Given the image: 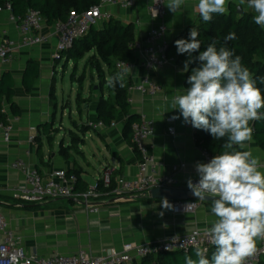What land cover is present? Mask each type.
<instances>
[{"label":"crops","instance_id":"1","mask_svg":"<svg viewBox=\"0 0 264 264\" xmlns=\"http://www.w3.org/2000/svg\"><path fill=\"white\" fill-rule=\"evenodd\" d=\"M167 2L168 0L165 4ZM232 2L241 6L243 11L254 12L247 6V2L242 3L240 0H228L226 4L228 10ZM150 3L151 0H138L134 8L123 9L114 5L105 6L103 10L123 24L133 25L136 42L140 43L144 41L150 28L158 24V20L149 14ZM197 5L198 0H184V4L176 13L170 12L165 6L168 32L164 40L168 45L198 20L200 15ZM6 19L7 13L1 12L0 31L6 30L11 38H17L16 25L8 23ZM45 32L50 34L48 42L32 48L18 49L12 54L10 62L0 65V82L6 74H9L13 82L12 96L4 94L0 97V116L5 119L4 123L13 126L11 141L6 143L0 139V213L6 217L9 229L20 237L21 246L29 254L41 257H49L54 253L72 254L79 249L99 256L109 249H120L127 243L137 245L156 243L164 237L185 235L194 229L210 228L216 218L211 212V202L205 201L196 200L198 207L193 213L174 214L172 210L164 209L159 199L135 194L120 201L109 190L101 191L102 196L91 202L99 211L88 213L86 204L82 201L54 199L28 203L17 197V190L26 183L22 170L12 167L17 159L29 167L37 168L45 179L62 170L78 171L80 183L76 189L80 192L97 184L107 167L113 169L112 179L115 182L121 177L136 178L141 156L135 147L133 134L125 131L126 120L130 115H136L137 121L142 115H146L155 122V131L148 141V146L157 159L160 174L173 175L172 166L186 164L185 169L175 173L180 187L178 189L186 186L188 178L199 177L194 167L197 162L205 163L201 148L196 143V129L190 124H184L183 117L174 120L175 135L171 136L168 133L170 124L167 119L179 115L178 109L171 108L172 98L178 92L182 94L186 91L185 88L189 87L187 74L192 65L189 64L188 71L184 72V63L179 64L175 56H169L174 59L169 66L150 74L160 85L161 92L155 97L133 94V103L129 104L128 114L119 111L117 118L112 122L115 125L112 126L111 123L106 129H89L86 123L101 120L98 113L99 100L110 95L108 87L106 84L101 85L102 79L96 71L91 72L90 84L86 85L87 79L84 78L79 89H82L85 103L79 109L76 102L83 124L79 125L71 117L70 121L74 128L82 131L83 138L80 141L83 142V147H88L94 159L99 162L97 168L94 167L97 171L96 178L92 176L73 155L75 149L77 153L87 158L89 163L83 147L71 143L67 145L70 130L63 124V120L60 127L56 128L57 104L52 93H55L57 65L59 67V62L53 59L58 37L52 27L48 26ZM133 52L135 61L125 77L131 84H136L147 75V72L143 67V54L136 50ZM93 54L94 52L87 53L76 62V67L84 61L85 70ZM70 61L72 60L65 59L66 67ZM31 62L37 63L39 72L32 87L28 89L24 78ZM103 68L107 81L110 74L105 65ZM255 123L256 121H250L253 130L252 140L245 142L243 146H237L241 151H251L253 156L258 158L260 170L264 171V150L253 138ZM61 130L64 131L62 139L58 148L54 149L55 147L49 146L48 142L61 135L59 133ZM89 138L93 141L90 144L87 143ZM99 140L104 142L105 148L98 146ZM69 147L65 156L61 150ZM89 165L92 166L91 163ZM161 212L164 213L162 216ZM259 244L258 239L257 246Z\"/></svg>","mask_w":264,"mask_h":264},{"label":"clouds","instance_id":"2","mask_svg":"<svg viewBox=\"0 0 264 264\" xmlns=\"http://www.w3.org/2000/svg\"><path fill=\"white\" fill-rule=\"evenodd\" d=\"M227 2L198 0L199 15L204 22H210L213 14H227ZM246 2L256 13L255 24L264 28V0ZM183 4L184 0H168L165 6L176 13ZM198 37L199 32L193 27L187 39L174 42L177 53L188 56L184 72L194 61H199V66L192 68L186 91L178 92L172 98L171 108L178 109L179 115L171 119L183 117L184 124L208 132L214 140L224 139L222 147L225 150L207 163L195 164L198 182L194 183L191 178L187 180V187L194 197L211 199V212L216 219L205 230L210 243L215 246L211 257L206 248L196 247V258L185 256V264H245L256 252L257 240H264V171L260 170L258 158L251 151L233 149L235 145L243 146L252 140L250 121L264 119V112L260 111L264 108V93L234 51L224 45L217 47L215 41L200 51L202 42ZM235 38V33L230 32L224 41ZM197 52L198 56L193 57ZM129 71L131 68L127 65L109 77L106 86L124 87ZM259 80L264 83V77ZM160 204L166 210H174L167 198H162ZM198 235L194 233L188 239L195 240Z\"/></svg>","mask_w":264,"mask_h":264},{"label":"built area","instance_id":"3","mask_svg":"<svg viewBox=\"0 0 264 264\" xmlns=\"http://www.w3.org/2000/svg\"><path fill=\"white\" fill-rule=\"evenodd\" d=\"M138 0H100V4L90 9L76 13L72 11L66 21L57 22L52 26L54 33L58 37L53 59L61 61L63 54L70 50L76 41L88 34L92 27L100 26L104 21L111 19V14L104 11L105 6H120L123 9L134 8ZM166 0H151L148 8L150 16L158 20V24L153 25L147 33L143 42L135 43L133 50L139 51L144 56L143 67L147 75L136 84H131L129 88L128 103H133V94L140 93L155 97L161 92L160 85L150 76L157 73L174 61L168 55V43L164 40L168 26L166 18ZM7 13V22L16 25L18 37L11 38L6 30L0 31V65L10 62L12 54L18 49L32 48L48 42L50 34L46 33L48 28L43 16L34 10H28L23 16H16L10 4L4 9L0 8V13ZM127 65L132 68L131 63L118 62L117 67L121 71ZM170 124L169 135H175L174 120L167 119ZM115 123H112L114 126ZM86 126L89 129H106L107 125L102 120L88 121ZM155 131V122L142 115L141 119L132 125L133 141L138 153L141 156L139 163V173L134 179L118 178L116 186L110 189L117 200H126L130 196L139 194L148 196L150 190L154 188L178 189L179 183L175 173L186 168V164L172 166L173 175H162L159 173V165L156 157L150 152L148 141ZM13 126L0 121V139L6 143L11 141ZM34 138L32 137L31 140ZM205 163L214 156L207 150L201 149ZM15 169L22 170L26 183L17 191V197L28 203H39L54 199H73L86 204L88 213H97V207L91 204L102 196L99 190L100 185L110 188L112 185L113 169L107 167L103 170L100 181L91 186L86 191H77L78 178L75 174H69L62 170L54 173L45 179L35 167L27 166L22 160H15L12 164ZM198 182L199 177L192 179ZM189 190L187 184L184 188ZM174 205V214L193 213L198 207L196 200H169ZM186 205H189L185 208ZM206 229H194L185 235H172L164 237L156 243L133 244L127 243L122 248H112L105 253L94 256L87 250L79 249L72 254L54 253L49 257H41L29 254L20 243V237L9 229L6 217L0 213V264H133L151 253L156 252H188L196 247L206 248L208 251L214 247L210 243V236ZM199 233L195 240L188 239L192 234ZM167 249V250H166ZM207 251V252H208ZM264 258V240L256 248L254 255L248 257L245 264H260Z\"/></svg>","mask_w":264,"mask_h":264},{"label":"trees","instance_id":"4","mask_svg":"<svg viewBox=\"0 0 264 264\" xmlns=\"http://www.w3.org/2000/svg\"><path fill=\"white\" fill-rule=\"evenodd\" d=\"M241 1V0H240ZM246 2V0H244ZM7 4L11 5L12 11L16 16L23 17L27 11L34 10L39 12L46 21L47 26L52 27L57 22L66 21L72 11L82 13L93 6L99 5L100 0H0V8L4 9ZM236 3H230L227 14H213V19L210 22H204L201 16L185 31L179 34L171 44L168 46V55L175 56L177 62L182 64L187 60V54H178L174 42L177 39H187L189 31L193 27L199 32L198 39L201 40L202 45L200 51L214 41L217 42V47L221 45L234 51L235 55L241 58L243 66L247 67L253 78L256 79L257 87L264 93V83H261L259 78L264 77V29L255 24L253 17L256 13L252 11L238 10ZM1 17V13H0ZM230 32L235 33V39L225 43L224 37ZM136 43V34L133 25H125L121 21L111 18L104 21L100 27H92L88 34L76 41L74 46L63 54V60H74L78 62L87 53L94 52L90 57L85 67L82 76L79 78L81 85L86 75V70L90 68L92 72L96 71L102 79V84L105 85L106 72L103 66L107 67L110 77L115 75L120 70L117 67L118 62L133 63L135 56L133 46ZM198 56V52L194 53ZM58 61V62H61ZM199 61H194L190 66L187 78L191 75L192 68L198 67ZM38 65L31 62L25 72L24 82L27 88L30 89L38 77ZM125 86L117 85L115 88H109V96L107 98L101 97L99 100V118L104 121L106 125H110L118 116V112L128 114V97L131 82L125 77ZM12 79L9 74H6L0 82V97L6 94L8 97L12 96L13 89ZM95 87V86H94ZM82 89H79L77 104L79 109L85 103L82 97ZM54 95V92L52 93ZM264 112V108L260 110ZM136 115H130L125 124V131L132 133V125L137 122ZM1 122H6L3 116H0ZM84 128V127H83ZM197 146L201 149L207 150L211 155H219L225 149L222 147L225 140H214V138L204 130L196 129L195 133ZM253 138L257 145L264 150V119L257 120L254 127ZM63 148L61 152L66 156V150ZM241 151L235 145L234 149ZM69 174H75L78 178L77 186L80 183L78 171H69ZM116 182L112 179L110 188H104L100 185L99 190L106 192L115 187ZM78 191V190H77ZM215 251V246L210 248L207 252L208 257H211L212 252ZM185 256H191L195 259L194 249L188 252H156L151 253L141 260L135 261L133 264H185ZM260 264H264V258Z\"/></svg>","mask_w":264,"mask_h":264},{"label":"rangeland","instance_id":"5","mask_svg":"<svg viewBox=\"0 0 264 264\" xmlns=\"http://www.w3.org/2000/svg\"><path fill=\"white\" fill-rule=\"evenodd\" d=\"M59 67L57 65V79L55 82V93H54V102L57 104V115H56V128L60 127V123L63 120V124L68 128V135H67V145L68 144H74V146L77 147H83V142L80 141L81 138H83V133L78 128H74L72 125V122L70 121V117L77 121L79 125L83 124L82 119H80L78 111H77V104H76V98L79 92V88L81 85V81L79 78L82 76L84 72V61L76 67V61L72 60L70 61L68 67L65 65V60L58 63ZM91 70L90 68L87 69V73L85 75L86 77V85L91 81ZM76 77L77 79L74 80L73 78ZM90 84V83H89ZM85 119V118H84ZM63 130H61L59 133L61 135H57L55 139L48 142L49 146H54L58 148V144H60V141L62 139ZM58 134V133H57ZM90 134V132L88 133ZM70 136V137H69ZM72 138H75V140ZM69 141V142H68ZM92 139L89 138L87 143H92ZM99 147H104L105 144L102 140H99L98 143ZM83 150L86 152V157L89 158L92 166L89 165L88 159L85 158L82 154L77 153L75 149H73V155L78 159L81 166L90 172L92 176L96 178L97 171L94 169V167L97 168V165L99 164L98 161H96L91 153V150L87 147H83ZM45 202V201H44Z\"/></svg>","mask_w":264,"mask_h":264},{"label":"water","instance_id":"6","mask_svg":"<svg viewBox=\"0 0 264 264\" xmlns=\"http://www.w3.org/2000/svg\"><path fill=\"white\" fill-rule=\"evenodd\" d=\"M238 10L240 13L243 12V8L241 6L238 7ZM148 197L155 200L157 199L162 200V198H167L168 200H183V201L198 200L196 197L192 195L190 190L170 189V188H160V187L150 190L148 193ZM198 201L211 202V199H204Z\"/></svg>","mask_w":264,"mask_h":264}]
</instances>
